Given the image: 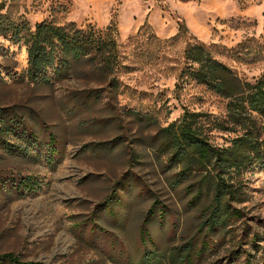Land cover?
Segmentation results:
<instances>
[{
  "label": "rangeland",
  "instance_id": "rangeland-1",
  "mask_svg": "<svg viewBox=\"0 0 264 264\" xmlns=\"http://www.w3.org/2000/svg\"><path fill=\"white\" fill-rule=\"evenodd\" d=\"M1 2L4 13L31 26L113 22L121 63L115 75L82 63L67 78L35 83L26 47L0 38V120L16 125L0 136V254L42 264H129L145 250L194 238L209 246L199 264H264V167L244 173L241 201L233 202L242 217L207 233L201 216L209 199L193 198L189 181L174 182L158 138L184 109L226 115L224 98L180 81L189 43L207 46L243 80L264 74V0ZM210 134L218 145L234 136ZM151 211L144 245L140 230Z\"/></svg>",
  "mask_w": 264,
  "mask_h": 264
},
{
  "label": "trees",
  "instance_id": "trees-1",
  "mask_svg": "<svg viewBox=\"0 0 264 264\" xmlns=\"http://www.w3.org/2000/svg\"><path fill=\"white\" fill-rule=\"evenodd\" d=\"M4 9L5 3L1 2L0 38L10 36L13 43L26 47L30 81L49 84L53 77L67 78L73 67L82 63L109 75L118 71L121 51L113 22L105 29L94 24L78 27L73 22L61 25L54 20L31 26L4 13ZM181 30L186 33L184 24L180 25ZM0 49H4L1 44ZM185 60L187 64L180 72V81L194 80L224 98L226 115L220 119L184 109L178 119L159 130L160 152L166 157L167 166L176 170L174 182L177 185L189 181V190L195 193L193 198L209 199L202 210L201 228L211 233L232 226L242 217V211L234 207L233 202L241 201L244 173L256 166L264 167V128L259 124L264 120V74L254 81L243 80L202 43H189ZM15 129L14 121L0 120V136L13 135ZM213 130L234 136L228 145H218L211 137ZM49 153L48 158H52L55 149L51 148ZM151 212L140 230L144 245L151 240L147 225L149 216L156 215ZM163 212H159L161 217L165 215ZM205 250H209V246L204 239L191 238L170 250H145L139 262L129 264H199ZM0 261L42 264L23 261L12 252L0 254ZM244 264L254 263L246 258Z\"/></svg>",
  "mask_w": 264,
  "mask_h": 264
}]
</instances>
